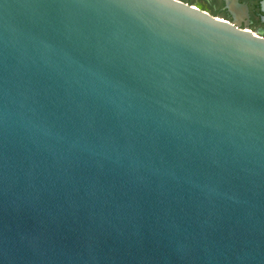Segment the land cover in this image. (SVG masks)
I'll list each match as a JSON object with an SVG mask.
<instances>
[{
  "label": "water",
  "instance_id": "1",
  "mask_svg": "<svg viewBox=\"0 0 264 264\" xmlns=\"http://www.w3.org/2000/svg\"><path fill=\"white\" fill-rule=\"evenodd\" d=\"M224 2L0 0V264H264V32Z\"/></svg>",
  "mask_w": 264,
  "mask_h": 264
},
{
  "label": "flooded vegetation",
  "instance_id": "2",
  "mask_svg": "<svg viewBox=\"0 0 264 264\" xmlns=\"http://www.w3.org/2000/svg\"><path fill=\"white\" fill-rule=\"evenodd\" d=\"M189 5L199 6L207 11L214 10L222 14V16L227 20H233V17L226 9L224 0H178ZM239 3L245 5L248 9V19L242 18L240 20L241 25L244 26L246 22L252 28L256 26L257 21H261L262 11H261V0H238ZM262 23V22H261ZM263 24V23H262ZM264 25V24H263ZM256 30L264 32V27H257Z\"/></svg>",
  "mask_w": 264,
  "mask_h": 264
},
{
  "label": "trees",
  "instance_id": "3",
  "mask_svg": "<svg viewBox=\"0 0 264 264\" xmlns=\"http://www.w3.org/2000/svg\"><path fill=\"white\" fill-rule=\"evenodd\" d=\"M208 12H209L212 16H214V17H219V18H223V19H225V18L222 16V14L219 13V12H217V11L210 10V11H208ZM260 26L264 27V25L261 23V21L258 20L256 26H253L251 29H252V30H256V28H257V27H260Z\"/></svg>",
  "mask_w": 264,
  "mask_h": 264
}]
</instances>
